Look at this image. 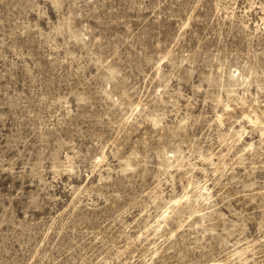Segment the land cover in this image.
Instances as JSON below:
<instances>
[{
	"label": "rangeland",
	"instance_id": "rangeland-1",
	"mask_svg": "<svg viewBox=\"0 0 264 264\" xmlns=\"http://www.w3.org/2000/svg\"><path fill=\"white\" fill-rule=\"evenodd\" d=\"M0 264H264V0H0Z\"/></svg>",
	"mask_w": 264,
	"mask_h": 264
}]
</instances>
